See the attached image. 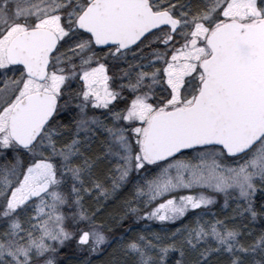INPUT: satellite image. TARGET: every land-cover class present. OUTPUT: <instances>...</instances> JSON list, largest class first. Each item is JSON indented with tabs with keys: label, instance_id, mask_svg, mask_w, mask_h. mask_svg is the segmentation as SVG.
I'll return each instance as SVG.
<instances>
[{
	"label": "snow or ice",
	"instance_id": "6c2138e0",
	"mask_svg": "<svg viewBox=\"0 0 264 264\" xmlns=\"http://www.w3.org/2000/svg\"><path fill=\"white\" fill-rule=\"evenodd\" d=\"M0 159V264H264V0H0Z\"/></svg>",
	"mask_w": 264,
	"mask_h": 264
},
{
	"label": "trees",
	"instance_id": "16d2710c",
	"mask_svg": "<svg viewBox=\"0 0 264 264\" xmlns=\"http://www.w3.org/2000/svg\"><path fill=\"white\" fill-rule=\"evenodd\" d=\"M119 195V194H118ZM262 198L261 194L258 192L256 196L257 202H259ZM123 203V196L120 197L119 200L111 198L106 203L100 206V210L105 213L104 216L100 217V219L104 220L106 225H111L113 228V232H107L110 235V238L115 236V239L120 238L122 235H131L134 233H141V232H148L151 231H160L162 227H166L168 230L172 229L180 224L183 225L184 223L189 222L191 215H187L183 220H179L173 222H167L166 224L162 225L159 221H146L141 220L137 216H130V218L124 219L121 224L115 223L113 221L112 216L118 215V210L121 208ZM221 201L217 202L213 207L212 211L220 213V212H231V209H223L221 205H219ZM248 225V229H250L255 236L264 233V217H258L255 221H248L246 222ZM147 226L144 228V226ZM150 227V228H149ZM160 228V229H158ZM131 229V232L129 231ZM114 246V245H113ZM203 247V246H202ZM105 250L99 251L96 254H93L91 259V264H107L109 259V255L112 252V247L104 246ZM63 255L62 259H68L69 257L72 259L73 262L78 260V255L72 254L71 248L62 249ZM199 257V253L197 252H189L186 254L184 259V264H193V262ZM250 258V257H249ZM181 259L178 252H173L169 256V264H175V260ZM259 259V257H257ZM208 260L211 261V264H226L227 257L225 255H221L218 253H212Z\"/></svg>",
	"mask_w": 264,
	"mask_h": 264
},
{
	"label": "rangeland",
	"instance_id": "374dc122",
	"mask_svg": "<svg viewBox=\"0 0 264 264\" xmlns=\"http://www.w3.org/2000/svg\"><path fill=\"white\" fill-rule=\"evenodd\" d=\"M0 163H3V160H2V159H0ZM213 195L216 196V200H217V202L221 201V203H220L219 205H221V206L223 207V203H224V197H223V195H222V194H213ZM110 199H111V198H109L108 200H110ZM101 200H102V203L100 204V206L108 201V200L103 201V198H102V197H101ZM83 203H84V205H85L86 208L95 209V208L97 207L95 197H92L91 199H89L87 193L84 194V201H83ZM134 206H135V205H134ZM213 206H214V205H213ZM213 206H211V207H213ZM223 209H224V208H223ZM189 215L192 216V213H189ZM177 221L179 222V220H177ZM189 222H190V219H189ZM189 222L184 223L183 225H181V227H183L185 224H188ZM180 224H181V223H180ZM180 224L178 223V225L175 226V227H172V226H171L172 229H170L169 231L171 232V231H175V229H177V228H181V227H179ZM145 227H147V226L145 225L144 228H145ZM149 228H150V227H149ZM158 229H160V228H158ZM106 234H107V233H106ZM107 235H108V234H107ZM108 236L110 237V235H108ZM118 239H119V238H118Z\"/></svg>",
	"mask_w": 264,
	"mask_h": 264
}]
</instances>
